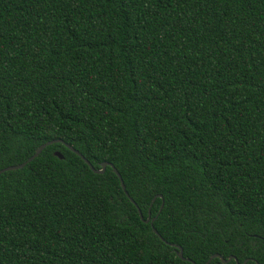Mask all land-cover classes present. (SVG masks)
I'll return each mask as SVG.
<instances>
[{
	"label": "trees",
	"instance_id": "16d2710c",
	"mask_svg": "<svg viewBox=\"0 0 264 264\" xmlns=\"http://www.w3.org/2000/svg\"><path fill=\"white\" fill-rule=\"evenodd\" d=\"M55 140L136 206L53 143L0 264H264V0H0V170Z\"/></svg>",
	"mask_w": 264,
	"mask_h": 264
},
{
	"label": "water",
	"instance_id": "95a60500",
	"mask_svg": "<svg viewBox=\"0 0 264 264\" xmlns=\"http://www.w3.org/2000/svg\"><path fill=\"white\" fill-rule=\"evenodd\" d=\"M53 143H62V144H64L65 147H66L67 149H69L71 152H73V153L76 154L78 157H80V158L85 162V164L88 165V167L90 168V170H91L92 172H94L95 174H103V173L105 172V170H106V167H110V168L112 169V171L114 172V174L118 177L119 182H120V186H121L122 190L125 192V195L129 198L127 192L125 191V186H124V184H123V181H122V179H121V176H120V174L118 173V171L115 169V167H114L112 164H109V163H101L100 166H99L100 168H99V169H95V168L89 163V161H87V160H86V159H85V158H84V157H83V156H82L77 150L73 149L70 145L65 144V143L62 142L61 140L49 141V142H47V143H45V144L39 146V147L35 150V153H34L30 158H28L24 163L19 164V165H15V166H9V167H6V168H4V169H1V170H0V175H1L2 173H4V172H8V171H13V170L21 169V168L24 167L27 163H30L33 159H35L36 157H38V156L40 155V153L43 151V149H44L46 146H49V145H51V144H53ZM54 155H55L56 157H58L59 159H62V158H63V157L61 156V154L58 153V152H55ZM129 200L135 205V203L133 202V200H132L131 198H129ZM135 206H136V205H135ZM161 207H162V206H161ZM161 207H160V210H161ZM138 213H139V215H140V218L142 219V215H141V212H140L139 210H138ZM154 220H155V218L150 219V217H148V218H147L146 220H144L143 222H144V223H149V222H150V226L153 227L152 224H153V221H154ZM152 232H153L154 234H156L157 236H159L155 229H152ZM159 237H160V236H159ZM167 244H168V243H167ZM170 245H171L172 247H175V248H176L175 253H176V256H177L179 259H181V260H183V261L190 262L191 264H195V263H193L191 260L186 259V258L183 257V251H182L181 247H179V246H177V245H174V244H170ZM216 258L220 260V263H218V264H227L228 262H230V261H232V260H235V258L232 257V256L228 257V258L225 260V259H223L220 255H218V254H214V255H212V256L209 258V260H208L205 264H209L211 260L216 259ZM235 261H236V260H235ZM236 263H237V261H236ZM237 264H238V263H237ZM243 264H246V262H244Z\"/></svg>",
	"mask_w": 264,
	"mask_h": 264
}]
</instances>
